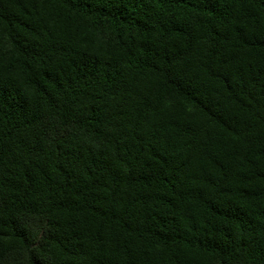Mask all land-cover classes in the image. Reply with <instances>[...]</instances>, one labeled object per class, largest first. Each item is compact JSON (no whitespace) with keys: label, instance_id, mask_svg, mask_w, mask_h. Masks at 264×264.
<instances>
[{"label":"trees","instance_id":"16d2710c","mask_svg":"<svg viewBox=\"0 0 264 264\" xmlns=\"http://www.w3.org/2000/svg\"><path fill=\"white\" fill-rule=\"evenodd\" d=\"M0 264H264V0H0Z\"/></svg>","mask_w":264,"mask_h":264}]
</instances>
